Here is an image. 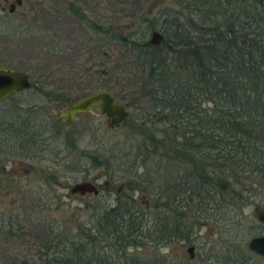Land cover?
I'll return each instance as SVG.
<instances>
[{
    "label": "trees",
    "instance_id": "trees-1",
    "mask_svg": "<svg viewBox=\"0 0 264 264\" xmlns=\"http://www.w3.org/2000/svg\"><path fill=\"white\" fill-rule=\"evenodd\" d=\"M172 1L181 9L166 10L148 26L149 37L114 31L112 39L134 53L132 63L145 72L146 104L140 116L122 123L143 139L134 168L157 158L177 171V182L166 183L168 194L154 199L153 215L145 216L128 194L68 239L50 243L44 229L40 260L176 264L160 249L189 240L186 217L205 225L209 209L224 217L228 209L264 207V0ZM155 32L160 41L152 43ZM37 84L31 87L44 89ZM18 119L12 116V127ZM12 127L3 129L13 134ZM85 157L99 164L95 153ZM128 184L131 192L138 188ZM263 231L251 217L242 235L220 247L209 244L204 261L247 264V241Z\"/></svg>",
    "mask_w": 264,
    "mask_h": 264
},
{
    "label": "rangeland",
    "instance_id": "rangeland-1",
    "mask_svg": "<svg viewBox=\"0 0 264 264\" xmlns=\"http://www.w3.org/2000/svg\"><path fill=\"white\" fill-rule=\"evenodd\" d=\"M172 8L181 9L172 0H22L14 15L5 14L0 8V67L25 70L37 85L47 87L42 92L30 88L21 95L14 94L0 101V129L12 127L17 100L23 98L30 103L27 109L31 108L39 120L48 123L46 136H52L48 147L42 143L43 149L38 146V159L10 157L11 184L16 183L15 176L24 172L25 165H30L37 172L22 178L21 182L23 185L31 177L32 189H35L33 185H41L40 177L33 184L40 171L45 173L51 169L54 177L50 179L59 183L65 181L71 186L75 181L95 179L100 189L98 194H88L81 200L69 188L56 183L57 186H47L53 201L49 207L34 208L38 235L7 238L0 233V264H49L45 258L40 260L39 255L44 242L39 231H44L47 223H52L50 243L68 239L94 220L104 207L114 205L117 198L128 194L142 206L145 216H150L154 201L168 194L166 185L177 182V171L167 164H159L157 158L134 168V158L143 139L129 122L140 116L139 108L146 104L140 91L145 72L132 63L134 53L127 52L112 39L114 31L149 37L148 26ZM94 28L105 34L98 35ZM102 90L113 93L121 104H132L131 121L117 129H108L104 116H98V109L94 108L90 114H79L70 128L57 125L55 114L65 105L62 95L66 100H74ZM88 152L97 155L96 167L92 166L91 158L85 157ZM146 154L149 155L148 151ZM129 181L138 187L133 192L127 187ZM8 192L6 197L0 196V213L5 201L11 206L17 204L16 190ZM34 209L26 206L22 210ZM253 209L246 206L232 210L233 213L228 209L224 217L209 209L205 225L196 223L195 217H186L191 229L189 240L173 242L160 250L170 254L176 264H208L204 259L209 253V244L220 247L227 238L242 235L247 221L254 216ZM21 222L24 234L30 223L24 219ZM190 246L194 247L192 257L187 250ZM145 248L150 251L149 247ZM247 264H264V258L251 253Z\"/></svg>",
    "mask_w": 264,
    "mask_h": 264
},
{
    "label": "flooded vegetation",
    "instance_id": "flooded-vegetation-1",
    "mask_svg": "<svg viewBox=\"0 0 264 264\" xmlns=\"http://www.w3.org/2000/svg\"><path fill=\"white\" fill-rule=\"evenodd\" d=\"M21 5H22V0H0L1 10L3 11V13L8 14V15H14L17 8H19V6ZM78 18H79L78 20H81L79 16ZM94 32H96L98 35L100 34L101 36L102 31L95 30L94 28ZM29 81L31 82V85H32L33 81L35 80L31 79V76H30ZM30 88H33V87H30ZM30 88L23 90L22 92L21 91L17 92L15 94L21 95L25 93L26 91H28ZM38 91L42 92V89H39ZM13 95L9 96V98L13 97ZM62 96H63L62 101L65 102V105H64L65 108H63L64 106L59 105V102L61 101L59 102L57 101L58 105L62 107L61 109H58L57 113L55 114L56 116L55 122L58 123L57 125H60V127L70 128L76 123L77 116L79 114H90L92 113V110L94 108L96 109L99 108L98 104H96L90 111L76 113L74 116L75 117L74 122L71 125H69L66 123L67 119L63 116V114L67 112L66 110H68L70 106L74 105L75 102L83 98H86L88 95H84L74 100L73 99L66 100V97H64V95ZM16 105H17L18 118L20 119L15 121L14 126L11 128L12 130H9V131H13V134L11 133L7 134L5 129H0V181H1L0 182V196L6 197L5 195L9 193L8 191H12L15 189L16 194H17L16 198H18L17 204L12 205V206L9 205V203L5 201V203L3 204L4 210L0 213V233L1 235L3 234L4 236H7V238H19L22 235H24L25 237H32L33 234L34 236L38 235L37 223H36V218H35V216L37 215V211L34 208L41 207V206L49 207L50 206L49 203L53 201V195L51 191L49 192V190L51 189L49 190L46 189L47 186L50 187L53 185L55 186L59 185V186H62V188L64 187L67 189L69 188L70 192L73 195L78 196V198H80L81 200H83V198L87 196L88 194H91V195H95V194L93 192L81 193L78 190L74 191L73 189L75 187V184L79 182H89L93 184L95 188H97L98 193L100 192L99 184L96 183L95 179L75 181L73 184H71V186L67 185L65 181L63 183L62 182L59 183L55 181L54 178H52L54 177L53 175L54 169H51V168H50L51 169L50 171H46L45 173H42L40 171L39 173L40 175L38 174L36 176L37 178L36 180L33 181V184H36L38 181V178L40 177L39 181L41 185H39V187H37V185H33L35 189H32L30 187L32 185V180H33L31 177L25 180V182L26 181L27 182L22 185V182H23L22 178L24 179V177H26L27 175H33L34 173L37 172V169L30 167V165H25L24 172L18 176H15L16 183L11 184L12 178L9 177L11 176V174L9 173L12 172V170L9 167V164L11 162L10 157L15 156V158H18L20 160L24 158L26 160L29 159L30 161L32 159H38L37 157L39 155H38L37 149L40 143L46 144V147H48L49 141H51L52 139L51 135L46 136L49 132L48 123L44 122L43 120H39L36 116V113L33 112L31 108L27 109L30 105L29 102L24 101V99L22 98L20 100H17ZM97 115L100 117L102 115L99 109H98ZM104 118H105V121H107V118L105 116ZM68 137L69 136H67V140H68ZM42 144L40 145L41 148H42ZM77 170L79 171L80 169L78 168ZM82 172L85 173V169L82 170ZM50 176H52L51 179H50ZM23 194L24 196H22ZM23 202H24V205H23ZM5 204L7 205L5 206ZM26 206L32 207L34 210H32V212L27 210L28 211L27 213V211L22 210L23 208H26ZM22 219H24L25 222L29 220V223H30L28 225L30 226V228H28V230L25 231L24 234L22 232V226H23L21 222ZM51 227H52V223H47L46 227H44L43 229H45L47 233H51V229H52ZM39 232L41 235L43 234L42 229H40Z\"/></svg>",
    "mask_w": 264,
    "mask_h": 264
},
{
    "label": "water",
    "instance_id": "water-1",
    "mask_svg": "<svg viewBox=\"0 0 264 264\" xmlns=\"http://www.w3.org/2000/svg\"><path fill=\"white\" fill-rule=\"evenodd\" d=\"M159 34L153 33L151 42L157 43ZM158 40V41H157ZM30 76L23 70L0 67V101L9 96L22 92L30 87ZM96 104L101 114L107 118L106 125L108 129H117L131 114L127 105L118 103L113 93L102 90L88 95L74 105L70 106L63 116L67 119L66 123L71 125L74 122V116L79 112L90 111ZM74 191L98 192L97 188L89 182H79L75 184ZM254 218L264 225V207H253ZM248 249L257 256L264 258V231L258 236L253 237L247 243ZM193 246L188 247L190 257L193 256Z\"/></svg>",
    "mask_w": 264,
    "mask_h": 264
}]
</instances>
